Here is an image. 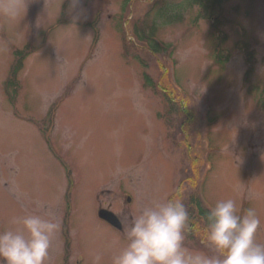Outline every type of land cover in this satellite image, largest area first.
Returning a JSON list of instances; mask_svg holds the SVG:
<instances>
[{"label":"rangeland","instance_id":"obj_1","mask_svg":"<svg viewBox=\"0 0 264 264\" xmlns=\"http://www.w3.org/2000/svg\"><path fill=\"white\" fill-rule=\"evenodd\" d=\"M25 2L20 19L0 17V231L15 216L55 217L46 264H91L97 252L111 264L126 241L99 208L125 227L138 206L179 195L185 246L198 249V186L211 206L255 208L264 244V0H226L216 19L171 6V22L159 10L186 0ZM137 28H154L171 55Z\"/></svg>","mask_w":264,"mask_h":264},{"label":"clouds","instance_id":"obj_2","mask_svg":"<svg viewBox=\"0 0 264 264\" xmlns=\"http://www.w3.org/2000/svg\"><path fill=\"white\" fill-rule=\"evenodd\" d=\"M25 8V0H0V17L15 22ZM189 219L179 195L138 206L122 231L126 243L111 264H264L255 208L241 210L233 198L217 200L202 217L203 247L198 249L185 246ZM9 224L0 231V264H46L52 238L61 229L59 220L29 213L12 217ZM102 261L100 252L91 257V264Z\"/></svg>","mask_w":264,"mask_h":264},{"label":"trees","instance_id":"obj_3","mask_svg":"<svg viewBox=\"0 0 264 264\" xmlns=\"http://www.w3.org/2000/svg\"><path fill=\"white\" fill-rule=\"evenodd\" d=\"M187 2L181 4V5H169L167 4L166 6H163L162 9L159 10L158 16L161 19H167L168 21H174L175 19H179L180 18V12L176 13V11L172 12L170 11V8L172 7H178L180 10H185V7L187 4H194L200 7V11L203 12V16L206 14L207 17L208 16H213L214 12L216 10H218L219 7H221V5L226 1V0H186ZM172 6V7H171ZM181 11V13H182ZM142 28L144 29V26H142ZM137 35H139V37L142 39V42H144V44L146 45V47L149 50H152L154 52H159L161 51L160 49H162L159 45H157L154 41H153V37L155 35V30L153 28V30L151 31V33H147L146 37L143 36L141 34V31L137 28L136 32ZM131 41L128 39V37H125V45L130 44ZM128 46V45H127ZM248 44L244 46V51H246L248 49ZM246 55L249 57L248 60L252 61V52H245ZM28 55V52L26 51H20L17 52V56L18 59L16 61V66L13 70V73L15 75V72L20 69L23 66V61L25 59V56ZM223 55L218 56L219 59H222ZM145 79H146V84L150 85V86H155L153 81H151L150 77H148L147 75H145ZM257 88V87H256ZM264 101V100H262ZM174 107V105H173ZM192 207L195 208V213L196 216L200 217L202 219V217L205 215L206 213V209H204L198 202L197 197H196V192L194 190L192 197L190 198V203H189ZM191 218V217H190Z\"/></svg>","mask_w":264,"mask_h":264},{"label":"water","instance_id":"obj_4","mask_svg":"<svg viewBox=\"0 0 264 264\" xmlns=\"http://www.w3.org/2000/svg\"><path fill=\"white\" fill-rule=\"evenodd\" d=\"M98 215L101 219L107 221L109 224L116 227L117 229L123 228L121 220L113 211L106 208H100L98 211Z\"/></svg>","mask_w":264,"mask_h":264}]
</instances>
